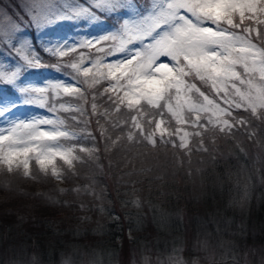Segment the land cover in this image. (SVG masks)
Segmentation results:
<instances>
[{
	"label": "snow or ice",
	"instance_id": "1",
	"mask_svg": "<svg viewBox=\"0 0 264 264\" xmlns=\"http://www.w3.org/2000/svg\"><path fill=\"white\" fill-rule=\"evenodd\" d=\"M19 7L23 15L0 10V56L8 50L11 57L0 59V92L12 97L0 96V175L63 183L99 161L103 141L105 152L135 149L142 163L170 148L178 167L189 165V178L193 153H206L218 182L213 187L223 191L232 173L227 157L217 155L218 140L242 134L264 152V0H23ZM105 20L113 22L110 27H102ZM63 21L100 31L49 38L38 48L36 40ZM45 56L55 61L59 77L28 81L29 72L45 66ZM21 105L51 115L17 116ZM221 159L224 167L217 171ZM196 172L203 185V170ZM131 183L133 192L124 193L131 198L121 205L140 209L143 201ZM56 190L85 192L100 201L102 215L110 213L104 193L92 185ZM34 195L61 203L46 193ZM152 211L155 219L157 209ZM197 246L207 248L209 240L197 238ZM183 251L173 247L157 264H188ZM76 259L61 253V264Z\"/></svg>",
	"mask_w": 264,
	"mask_h": 264
},
{
	"label": "trees",
	"instance_id": "2",
	"mask_svg": "<svg viewBox=\"0 0 264 264\" xmlns=\"http://www.w3.org/2000/svg\"><path fill=\"white\" fill-rule=\"evenodd\" d=\"M36 45L40 48V45ZM44 59L49 62L50 66L55 64V61L47 56ZM62 115L64 114L62 113ZM96 135L99 139L98 132ZM238 136L242 137V140L237 142L240 147L245 150L248 148L253 154L248 153V156L245 157L237 147V143L230 141V139L220 140L221 143L218 142L217 155L223 153L224 157H227L229 171L232 173L231 182L225 184L223 191H220L218 187L215 189L213 187L214 183L218 182L215 181L214 175H210L213 168L210 159L204 165L192 161L190 167L193 177L189 178L186 175L189 168L187 163L181 168L177 166L175 161H168L164 158H173V154H171L173 150L170 148L167 150L160 149L153 153L146 163H142L144 157L136 155L135 149L129 152L117 148L105 152L103 151L104 142L101 141L99 161L90 162L83 166L77 177L65 181L66 185L63 188L70 189L76 185L81 187L86 184L92 185L97 193H104L103 203L105 208L110 210L109 214L102 215L98 211L100 201L95 200L93 196L85 192L78 195L71 191L61 194L56 190L59 187L57 186L54 193L50 192L52 199L61 202L53 206L58 211L59 216L57 218L52 214L32 215L26 211L18 213L12 211L11 220L0 221V226L17 222V227L13 229L14 226H12L8 231L19 235L21 233L19 230L22 233L26 230L30 231L29 227L33 224H36L35 226L38 224L46 225L44 230L40 229L33 233L34 238L32 235L29 236V241L34 240L36 242L35 248L38 249L36 252H40V249L47 250L48 243L46 240L49 235H55L57 240L59 239L58 241H61L60 237L65 235L67 240L72 239L77 242L82 241V239L90 240L89 245L92 249L105 250L118 247L120 263L127 264L129 261L127 259L128 253L131 247L135 245L147 244L146 246L156 249L169 244L177 246L182 241L186 228L184 231L183 228L179 227L180 219L177 213L188 218V222H186L188 224L185 227H187V232L189 230L192 239L195 237L196 230L211 226L214 219H218L227 211L225 201L231 193L232 186L234 187L232 185L233 175L240 169H244L251 177L253 193L250 195L246 213H244L246 216L245 229L248 238L257 242L255 240L257 236L264 235V152L249 141L245 135L238 134ZM258 155L261 158L259 162L257 161ZM173 159L175 160V158ZM110 163L111 166H109ZM144 167H151L152 171L141 172L140 169ZM223 167L224 162L221 159L217 171H221ZM197 169L203 170L205 180L203 185L200 174L196 172ZM127 172H133V175H124ZM158 176L163 177V179H156ZM257 179L260 182H257ZM36 181L46 180L41 178ZM132 181H135V195L143 201V207L140 209L131 205L125 208L121 205V200L131 198L125 196L124 193L131 194L133 192ZM63 201H69L70 206H64ZM81 203L86 205V209L83 211L79 208ZM153 208L157 209L155 219ZM83 216H89L91 220H82L81 217ZM111 216H119L120 220L113 221ZM94 229L99 230L94 232ZM128 232H131V238L129 234L127 235ZM58 243L60 247L61 242Z\"/></svg>",
	"mask_w": 264,
	"mask_h": 264
},
{
	"label": "rangeland",
	"instance_id": "3",
	"mask_svg": "<svg viewBox=\"0 0 264 264\" xmlns=\"http://www.w3.org/2000/svg\"><path fill=\"white\" fill-rule=\"evenodd\" d=\"M69 2L83 4L84 0H69ZM22 3L23 0H0V10H6L9 14L19 12L20 15H23L24 13L19 7ZM110 26L111 23H108L107 20L102 25L103 28ZM28 31L33 32L34 29H28ZM86 31L96 32L100 31V28L90 25L78 27L76 22L63 21L54 29L49 30L47 36L38 38L35 43L41 47L43 41L46 39L55 37L72 39L77 38L78 35L84 34ZM37 36L39 37L40 34L37 33ZM5 58H11L8 50H4L3 55L0 56V59ZM48 63L46 61L45 66L29 72L26 77L27 80L37 83L43 82L46 79L58 78L59 73L56 71V68L53 65L50 66ZM0 96L12 98L7 92H0ZM64 99L68 100L69 98L64 97ZM33 114L51 115L44 109L27 105H21L15 113L17 116L29 118ZM231 140L237 143L242 140V137L237 135L235 140ZM219 141L216 143V148L221 143ZM246 150L247 153L253 154L248 148ZM164 158L168 161H175L173 159L175 158L174 155L173 158ZM208 160V155L202 152H196L191 158V162H198L201 165L207 164ZM233 177L232 185L234 187L232 186L231 193L225 201L227 211L218 219L213 218L214 222L211 226L196 230L195 237L192 239L189 230L187 232V227H185L188 224L186 223L188 222V218L184 216L178 225L184 231L186 228L185 236L177 246L169 244L155 249L146 246L147 244L135 245L131 247L128 253L127 259L129 261L127 264H146V261L147 264H157L158 258L166 262L167 256L172 252L173 247H182L184 249L181 255L188 264H192L193 261H196L197 264H264V235H258L255 239L257 242H255L248 238L245 229L246 216L244 213H246L245 210L247 209L250 195L253 194L251 177L244 169H240ZM256 181L260 182L259 179ZM5 184L8 185L7 189L4 187ZM64 185H66L65 182L61 183L54 180L52 182H34L23 177L0 175V221H10L12 211H15V213L26 211L32 215L52 214L57 218L59 215L56 207H53L54 204L50 203L43 196H35L34 194L46 193L50 197L51 193L55 192L57 186L63 188ZM229 221H231L230 224L228 223ZM16 225L17 222L11 225L0 226V264H61L62 252L74 253L77 257L76 264H121L118 247L105 250L92 249L89 245L90 240L82 239V241L77 242L72 239L67 240L65 235L60 237L61 241H58L59 239L57 240L55 235H49L46 240L48 243L47 250L40 249L41 253L36 252L38 250L35 248L36 242L34 240L29 241V236L32 235L34 238L33 233L40 229L44 230L46 225L38 224L35 226L36 224H33V226L29 227L30 231L26 230L22 233L19 230L21 232L19 235L8 231L12 226L15 229L17 227ZM128 234L130 236V232ZM197 238L200 241L207 238L209 240V246L207 248L197 246ZM250 238L252 237L250 236ZM58 242H61L60 247ZM72 246L76 247L73 248Z\"/></svg>",
	"mask_w": 264,
	"mask_h": 264
}]
</instances>
